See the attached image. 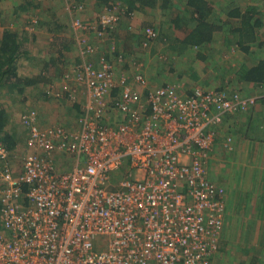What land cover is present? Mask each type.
<instances>
[{
  "label": "built area",
  "instance_id": "obj_1",
  "mask_svg": "<svg viewBox=\"0 0 264 264\" xmlns=\"http://www.w3.org/2000/svg\"><path fill=\"white\" fill-rule=\"evenodd\" d=\"M114 16L100 20L98 35L115 29ZM74 26L91 29L81 18ZM156 37L149 29L143 45ZM77 68L64 78L81 110L76 128L40 129L30 111L26 148L0 147V264H212L226 190L208 177L207 163L217 128L255 98L201 88L185 96L171 84L153 86L138 66L134 82L118 78L104 60Z\"/></svg>",
  "mask_w": 264,
  "mask_h": 264
},
{
  "label": "crops",
  "instance_id": "obj_2",
  "mask_svg": "<svg viewBox=\"0 0 264 264\" xmlns=\"http://www.w3.org/2000/svg\"><path fill=\"white\" fill-rule=\"evenodd\" d=\"M32 1L23 0V3L31 6V10L39 7L38 4L32 6ZM163 1L156 0L154 6L145 3L132 9L129 15L126 14L127 12H123L122 15L125 14V18H127L121 20L120 24L123 29H119L118 25L117 29L113 30V34L117 33L118 36L116 34L110 36L111 32L107 33L108 35H102L101 38L100 36L97 39L95 38L99 43L105 44V47L99 51L95 49L94 54L87 59V62L92 63L96 68L103 60L111 62L115 66L117 77L119 78L125 74L131 82H134L135 66H138L139 72L150 83L174 85L177 87L178 92L185 96L192 94L197 82H200L202 77H207L212 80L207 79L208 83L202 81L205 84L203 87L208 85L206 86L207 88L229 91L238 88L245 97L255 98L256 103L254 105L246 106L237 113L227 116L222 126L216 130V153L210 159L208 167L209 178L214 182L217 181L220 186L226 189L223 177L229 175L228 180H230L231 186L228 187V196L226 195L227 202L223 229L220 232L218 250L212 257V264H264V92L260 90V85H264V83L255 84L253 79H246L247 71L257 69L261 66V63H264V0H233L243 13L251 11L250 13L253 17L251 22L255 20L260 22L253 32V42L248 40L243 45L238 44L240 39L239 31L242 29L241 19L238 18L231 19L232 21H229L232 24L231 26L228 24L229 26L227 25V28L224 27L220 33H215L212 42L206 44L204 48L198 49L191 46L185 48L184 42L187 34L181 39L179 38V44L177 46L173 45L167 52L168 56L172 55L173 61V65L168 72L176 74L175 79L168 78L166 71L164 73L163 68L166 67V64L153 62L155 57H151L149 53L146 55L142 51L146 50L142 43L145 39V31L151 28H157L159 31L160 22H158L157 17L159 14L161 16L163 12ZM231 1L210 0L209 2L213 7L223 10L227 5H232L233 2ZM17 2V0H0V26H4L6 22L8 25H12V22L20 18V15L23 19L22 10L24 7L22 9L17 7ZM74 2L70 11L72 8L85 7L87 4L86 0L78 2L75 0ZM37 3H40L42 7L47 5L43 0ZM180 3L179 0H173L169 4L175 5H170L166 8H172L171 11H174L175 18L173 20L179 15L186 13L184 11L185 7L183 9ZM31 10L26 13H30ZM175 11H179V13L176 14ZM71 12L77 16L81 15L73 10ZM186 17L188 16L186 15ZM126 23L131 30H126ZM189 24L191 25V22ZM47 38L41 37L40 39V36H35L32 40L25 39L29 45V54L18 61V69L20 65L24 69L29 67V65L31 66V62L35 60L42 61L43 68L40 70L39 78L47 74L51 78L47 79L48 82H37L29 87L27 92H31L32 96L24 99L26 100L25 102L32 101L35 103L38 98L35 93L37 89L42 87L41 104L47 102L56 106L57 101L67 102L66 100L70 101V99L69 89L61 90L57 87L58 79L55 80L56 83L55 81L51 83L53 78L57 77L53 76L57 74L63 76L69 72L71 68L66 66L67 62L75 61L76 66H78L85 62V59L80 52L79 45V52L75 56L73 52L74 45L70 39H58L55 36L48 38V40ZM20 39L22 38L20 37ZM35 48H37V52L34 51ZM154 51L157 52L156 49ZM35 55H39V58H36ZM119 55H124L126 61L120 62L117 58ZM200 55L201 57H199ZM232 55H237L240 58L238 60L231 59ZM158 60L160 59L157 58ZM53 64H55V68L52 66ZM154 67L157 68V71L153 75V70L151 69H154ZM54 70L56 71L54 72ZM262 72H264V68ZM225 73L230 75L226 76L224 81L217 83V79H220ZM232 74H235L239 80L237 87L233 86L235 82L231 80ZM19 75L29 77V75L21 73L20 70ZM32 77L30 76L29 78ZM39 78H35V80ZM50 90H52V95L48 92ZM53 93H57V95H53ZM118 95L119 89L115 90L111 95L108 100L109 105L115 104ZM85 96L84 90L78 91V97L83 103L88 99ZM247 107H250V109ZM36 109L31 108V111L37 112ZM56 112L54 111L51 117H47V112L43 114L44 116L39 115L37 112L40 119V129L44 130L57 125L66 127L67 124L71 123L70 128H76L78 119L81 116V110L78 105L72 103L69 113L64 111ZM114 115L117 114L114 113ZM42 119L45 122L42 123ZM229 137L232 138L231 144L229 143L231 145H229V148L231 149L225 146L226 139ZM19 147L20 145L18 144L17 148ZM222 173L225 174L222 175Z\"/></svg>",
  "mask_w": 264,
  "mask_h": 264
},
{
  "label": "rangeland",
  "instance_id": "obj_3",
  "mask_svg": "<svg viewBox=\"0 0 264 264\" xmlns=\"http://www.w3.org/2000/svg\"><path fill=\"white\" fill-rule=\"evenodd\" d=\"M17 1H18L17 7H21V9H22V7H25V5H24L25 3H23V0H17ZM40 1L41 0H33L32 1V6H36V4H38L39 7L33 8V10H31L32 8H31V6H29L25 12H23V10H22L23 15H24L23 19L21 18V15H20V18H18L16 21L12 22V25H8L6 22V24L4 26H0V33L3 32V30H1V29H10L12 31L14 30V31L18 32V34L20 35V37L24 41H25V39L26 40H32V38L35 36L36 37L40 36V39H41V37L42 38H46V37L53 38V36L57 37L58 39H70V41L74 45V47H73L74 51L73 52L75 53V56H77V53L79 52L78 51V45H79L80 49L83 47L85 49V47L87 45L92 46L94 49V52H95V49L99 51V50H101V48L105 47V44H102L101 42L99 43L98 40H96L100 36V35H98L99 32L105 30L104 26L101 24V21L103 20V18L111 19L112 17H115L114 15L119 17V20H118V23L116 24L115 29H112V30L106 29L109 31H106V33H104L103 36L105 34L111 33V32H112V34L110 36H114L115 34H116V36H118L117 33L113 34V32H114L113 30H116L118 25H119V27H118L119 29H123L121 27V24H120L121 20L127 19V18H125L126 17L125 14L122 15V14L118 13V12H123L120 8L113 10L115 12H110V10H107L106 8L104 9L102 6H99L98 0H86L87 4L85 7L83 6V10H81V11H78V10H75L72 8L73 11H76L77 13L81 14L79 16L72 14V12H71L72 10L70 11L71 7L73 6L72 4L75 3L74 2L75 0H43V2L47 3V5L46 6L44 5L43 7L40 5V3H37ZM78 1H83V0H77V2ZM124 7H126V6H124ZM180 8L182 9V7H180ZM171 9L172 8L163 9L161 16H160V14L158 15V17H157L158 22H160L159 31L157 28H153L157 32V37L154 41H152L149 44V46L145 47L143 45L144 49H146V50H142V51H144V53L146 55H148V53H149V55L151 57H155L153 62L156 61L159 64H161L163 62L164 64H166V67L163 68L164 73L166 71L168 78L175 79L176 74H173V72H168L173 65L172 64L173 61L171 58L172 55L168 56L167 52L170 48H172L173 45L177 46L179 44L178 39L179 38L181 39L183 36H185L188 29L185 28V30H180V29H176L174 27L173 18H175V13H174V11H171ZM30 10H31V12L27 14L26 12L30 11ZM175 12H176V14L179 13V11H175ZM70 17H72V18H70ZM76 18H81V20H83L84 24L89 25L91 27V29L87 30V31H83V32L80 30H76L75 26H74ZM115 19H116V17H115ZM133 20H136V19H133ZM129 21H132V20H129ZM126 26H127V23L125 24V27ZM233 27H235V25H233ZM126 30H131L129 25L126 27ZM101 36H100V38H101ZM48 38H47V40H48ZM83 39H84V42L81 46L79 44V40H80V42H82ZM47 40H45V41H47ZM50 42H52V41H50ZM142 43H143V41H142ZM107 47H109V46H107ZM153 48L156 49L158 53L156 51H154ZM34 51L37 52V48H35ZM80 52H81V50H80ZM93 54L94 53L90 54L89 56L85 55L84 56L85 61L87 62V59L90 56H92ZM35 57L39 58V55H35ZM157 58L160 60L157 61ZM238 58H240V57L239 56L237 57V55H232L231 59L238 60ZM40 62L35 60L34 62H31V66L29 65V67H25L24 69L20 65L19 70L24 75H29V77L33 76L32 77L33 79L39 78L40 70L43 68V62L42 61H40ZM72 63H74L73 64L74 67H73ZM68 64H70V65H68ZM52 66L54 67L55 64H53ZM66 66H69L71 68L70 69L69 67H67L70 69V71L67 72L66 74H64L63 76L60 74L54 75L53 77H55V76H57V77L53 78V80L51 81V83H53L56 79H58L57 80V87H59L61 90H64L65 87H67V85H66L67 83L64 84V78H66V75L69 73V75H71L72 78H75L77 76V74L76 73L71 74L72 70L79 67L80 65L76 66L75 61L72 62V60H71V62L66 63ZM151 70H153V75H154V73H156V71H157V68L154 67V69L152 68ZM55 71L56 70H54V72ZM41 75H42V73H41ZM229 75L230 74L225 73V75H222L220 77V79H217V83L220 81H224L225 80L224 78H226V76H229ZM45 76H46V79L51 78V77H49L48 74ZM231 77H232L231 80L235 82V85L232 83L233 86H236L237 83L239 82L238 78H236L235 74H232ZM207 79L212 80L211 78H207V77H202V80H200V78H199L200 82H197V86L194 88V90L196 88H201L204 90L211 89V88L206 87L208 85L203 87V85H205V84H203V82L206 83ZM210 80H209V83H210ZM55 83H56V81H55ZM169 83H172V82H169ZM73 84H74V81L72 83L70 82L68 84L69 88H73V86H74ZM151 84L153 86L161 85V84H156V83H151ZM260 90L262 92H264V89H260ZM234 91H240V89L236 88V90H234ZM41 93H42V87L37 89L35 95H37L38 98H37L36 102L34 103L32 101L25 102L26 100L24 98H28V97L32 96V93L29 91L27 92V90H26V92L24 91V93H22V92H20V90L18 88L14 87V86L13 87L10 86V87L3 88L0 90V109L4 108L6 113L8 114L9 119H10L9 124H8V130L12 134L15 133L19 137L20 147L15 148V150L17 149L18 153H21L23 151L22 147H25V142L28 140V128H27L28 127V124H27L28 119H26L25 116L29 115L31 108H37L36 109L37 112L39 113V115H42V116H44L43 114L47 112V114H48L47 117H51L52 116L51 114H53L54 111H55V113H57L56 111H58V112L64 111V112L69 113L71 108H72L73 102L69 101L68 99L66 100L67 102L57 101L56 106H53V105H51V103L49 104L47 102H44V104H41L42 103ZM53 103H55V102H53ZM247 108L250 109V107H247ZM247 108H245V109H247ZM44 119L41 120L42 123L45 122ZM70 125H72V123L67 124L66 127L70 128ZM229 149H231V148H229ZM215 153H216V148L214 150L213 155ZM15 161H17V160H15ZM209 163H210V160L207 163V173L209 170L208 169ZM126 170H127V168H126ZM226 171H228V170L226 169ZM122 172H124V170H122ZM122 172H120V173H122ZM223 174H225V173H222V175ZM208 177H209V174H208ZM228 177H229V175H226L225 177H223L224 181H225V185H226V189H225L226 195H227V193H229L228 187L231 186L230 185L231 183H230V180H228ZM215 183H217L218 185L220 184L217 181ZM226 202H227V200H226ZM222 229H223V227H222ZM219 237H220V235H219ZM219 239H218V241H219Z\"/></svg>",
  "mask_w": 264,
  "mask_h": 264
},
{
  "label": "trees",
  "instance_id": "obj_4",
  "mask_svg": "<svg viewBox=\"0 0 264 264\" xmlns=\"http://www.w3.org/2000/svg\"><path fill=\"white\" fill-rule=\"evenodd\" d=\"M99 6L104 9L115 12V9H121L123 12H127L129 15L130 11L138 6L149 3L152 6L156 3V0H98ZM183 8L185 7L186 13L179 15L173 20L174 27L176 29L185 30L187 37L184 42V47L187 46L196 47L198 49L204 48V46L212 42L214 34L220 33L221 30L229 24L232 19H241L242 29L240 32V39L238 44L243 45L244 42L250 40L253 42V32L259 26V21L255 20L251 22L252 16L251 11L242 12L239 6L235 5L234 1L232 5H227L225 9H218L213 7L209 2L210 0H179ZM173 2V0H164L162 4L163 9H166ZM179 3V2H178ZM127 6L126 8L124 6ZM27 4L23 10L26 11ZM125 8V9H124ZM76 10V9H75ZM23 11V12H25ZM122 12V13H123ZM186 15L188 17H186ZM224 20H226L224 22ZM231 20V21H232ZM191 22V25L189 24ZM228 25V26H229ZM190 26V27H189ZM192 27V28H191ZM190 28V29H189ZM231 33H233L231 31ZM237 33V32H234ZM147 30L145 31V37ZM145 42V39L143 43ZM197 49V50H198ZM29 54V45L26 41L20 39V35L16 31L10 29H4L0 34V90L10 86H14L24 93L26 90L35 85L37 82H48L45 76H42L38 80L29 78L28 76L19 75L18 61ZM201 57V55L199 56ZM264 63L257 69L247 71L246 79H253L255 84L264 83ZM222 90V89H221ZM229 91V90H227ZM229 92L234 93L236 91L230 90ZM77 105V104H74ZM9 117L4 108L0 109V147L7 148L8 150L14 151L19 144V137L14 133L12 134L8 130ZM29 129V127H27ZM27 144V141L25 142ZM26 148V147H25ZM17 161L14 163L13 172L17 176L21 170V154L17 155Z\"/></svg>",
  "mask_w": 264,
  "mask_h": 264
}]
</instances>
